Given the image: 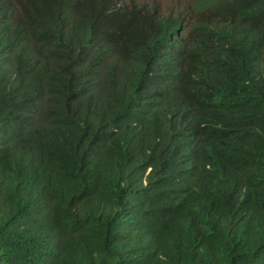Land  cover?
<instances>
[{
  "label": "trees",
  "instance_id": "16d2710c",
  "mask_svg": "<svg viewBox=\"0 0 264 264\" xmlns=\"http://www.w3.org/2000/svg\"><path fill=\"white\" fill-rule=\"evenodd\" d=\"M0 264H264V0H0Z\"/></svg>",
  "mask_w": 264,
  "mask_h": 264
},
{
  "label": "rangeland",
  "instance_id": "374dc122",
  "mask_svg": "<svg viewBox=\"0 0 264 264\" xmlns=\"http://www.w3.org/2000/svg\"><path fill=\"white\" fill-rule=\"evenodd\" d=\"M141 1H149V0H141ZM163 4L165 10H169L172 7H179L188 3L190 0H158Z\"/></svg>",
  "mask_w": 264,
  "mask_h": 264
},
{
  "label": "bare ground",
  "instance_id": "6f19581e",
  "mask_svg": "<svg viewBox=\"0 0 264 264\" xmlns=\"http://www.w3.org/2000/svg\"><path fill=\"white\" fill-rule=\"evenodd\" d=\"M195 21V20H194ZM194 23V22H193Z\"/></svg>",
  "mask_w": 264,
  "mask_h": 264
}]
</instances>
